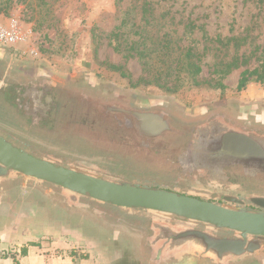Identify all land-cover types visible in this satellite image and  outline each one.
<instances>
[{"label": "flooded vegetation", "instance_id": "flooded-vegetation-1", "mask_svg": "<svg viewBox=\"0 0 264 264\" xmlns=\"http://www.w3.org/2000/svg\"><path fill=\"white\" fill-rule=\"evenodd\" d=\"M104 85L94 77L57 74L0 46V136L32 156L108 181L264 213L263 99H227L215 109L173 108L164 99L116 95ZM75 112L85 125L111 120L125 128L132 140L120 147L134 145L141 153L103 151L84 135L62 133L76 131ZM91 115L97 119L89 120ZM246 140L258 151L241 155ZM27 222L34 231L77 230L83 242L101 248L109 264H264V238L106 207L18 173H0L1 260L20 258L27 246L18 240ZM202 236L242 247L215 248Z\"/></svg>", "mask_w": 264, "mask_h": 264}, {"label": "rangeland", "instance_id": "rangeland-1", "mask_svg": "<svg viewBox=\"0 0 264 264\" xmlns=\"http://www.w3.org/2000/svg\"><path fill=\"white\" fill-rule=\"evenodd\" d=\"M0 27L18 37L13 44L0 42L12 55L71 79L97 78L116 95L139 93L186 109H215L227 99L264 100V82L237 90L243 71L264 67V0H0ZM166 47L175 59L193 52L201 66L196 84L164 75ZM235 58L245 64L225 74L224 67ZM81 118L75 112L76 131L63 128L62 133L84 135L90 146L103 151L141 153L134 145L120 147L132 140L120 125L107 120L89 126ZM34 227L23 224L19 245L42 246L45 254L52 251L68 264H109L101 248L83 242L77 230L55 233L50 226Z\"/></svg>", "mask_w": 264, "mask_h": 264}, {"label": "water", "instance_id": "water-1", "mask_svg": "<svg viewBox=\"0 0 264 264\" xmlns=\"http://www.w3.org/2000/svg\"><path fill=\"white\" fill-rule=\"evenodd\" d=\"M165 127V125H163ZM241 147V155L258 151L254 143ZM251 146V147H250ZM14 172L34 181L56 186L68 193L115 208L156 213L181 221L232 231L243 238H264V213L227 209L206 200L174 192L130 186L98 178L73 168L32 156L0 136V173ZM215 248L233 250L238 243L215 241L202 236Z\"/></svg>", "mask_w": 264, "mask_h": 264}, {"label": "trees", "instance_id": "trees-1", "mask_svg": "<svg viewBox=\"0 0 264 264\" xmlns=\"http://www.w3.org/2000/svg\"><path fill=\"white\" fill-rule=\"evenodd\" d=\"M165 57L166 59L163 62V71L166 77L171 76L173 74L179 80L183 78L187 81H192V83L196 84V78L201 73V66L199 61L195 59V55L190 49L177 55L175 59L171 57L170 50L168 47H166ZM244 64L245 60H239L235 58L234 61L229 64V66L224 67V72L225 74L229 73L232 69H238L241 65ZM262 68L263 69L261 71H259L258 68L243 71L240 74V78L237 84V90L243 89L249 83L264 82V67Z\"/></svg>", "mask_w": 264, "mask_h": 264}, {"label": "crops", "instance_id": "crops-1", "mask_svg": "<svg viewBox=\"0 0 264 264\" xmlns=\"http://www.w3.org/2000/svg\"><path fill=\"white\" fill-rule=\"evenodd\" d=\"M46 251L48 250H44L42 246L30 245L23 248L19 259L7 261L9 264H68L67 261L60 259L61 257H55L52 251L45 254Z\"/></svg>", "mask_w": 264, "mask_h": 264}, {"label": "built area", "instance_id": "built-area-1", "mask_svg": "<svg viewBox=\"0 0 264 264\" xmlns=\"http://www.w3.org/2000/svg\"><path fill=\"white\" fill-rule=\"evenodd\" d=\"M18 37L13 30H7L0 27V42L4 44H13L17 41Z\"/></svg>", "mask_w": 264, "mask_h": 264}]
</instances>
